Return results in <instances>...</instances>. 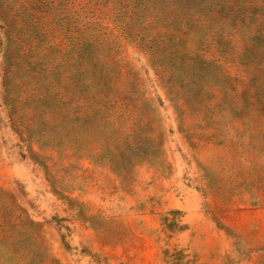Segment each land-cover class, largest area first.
<instances>
[{
    "label": "rangeland",
    "instance_id": "rangeland-1",
    "mask_svg": "<svg viewBox=\"0 0 264 264\" xmlns=\"http://www.w3.org/2000/svg\"><path fill=\"white\" fill-rule=\"evenodd\" d=\"M146 223L264 264V0H0V264H135L102 233Z\"/></svg>",
    "mask_w": 264,
    "mask_h": 264
},
{
    "label": "crops",
    "instance_id": "crops-1",
    "mask_svg": "<svg viewBox=\"0 0 264 264\" xmlns=\"http://www.w3.org/2000/svg\"><path fill=\"white\" fill-rule=\"evenodd\" d=\"M133 230L136 232V240L131 242L133 244L125 245L120 241L115 242L114 240L110 239L114 236H111L104 232L102 233L106 235L104 238L111 240L110 243L106 244L105 246V253L109 254V258H111V263L115 261H120L123 259L122 255L123 252L127 249L129 253H131L132 262L135 264H154V260L157 255V244L155 243L153 237L148 233L149 226L148 224H144L142 228L136 229L133 227ZM98 234L99 231H96L95 234Z\"/></svg>",
    "mask_w": 264,
    "mask_h": 264
}]
</instances>
